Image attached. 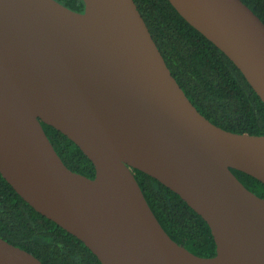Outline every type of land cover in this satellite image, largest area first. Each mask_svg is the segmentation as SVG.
Instances as JSON below:
<instances>
[{
	"label": "water",
	"instance_id": "95a60500",
	"mask_svg": "<svg viewBox=\"0 0 264 264\" xmlns=\"http://www.w3.org/2000/svg\"><path fill=\"white\" fill-rule=\"evenodd\" d=\"M220 49L264 103V23L242 0H168ZM0 0V174L35 211L78 238L101 264H264V135L234 133L188 99L134 0ZM41 122L92 162L71 171ZM137 169L207 223L216 253L173 241ZM0 264H42L0 238Z\"/></svg>",
	"mask_w": 264,
	"mask_h": 264
},
{
	"label": "trees",
	"instance_id": "16d2710c",
	"mask_svg": "<svg viewBox=\"0 0 264 264\" xmlns=\"http://www.w3.org/2000/svg\"><path fill=\"white\" fill-rule=\"evenodd\" d=\"M82 12L83 0H56ZM167 67L196 109L213 124L234 132L264 135V103L240 70L187 23L168 0H134ZM264 23V0H242ZM63 163L93 178L92 162L68 137L41 122ZM251 192L264 198V184L231 169ZM134 176L162 228L176 243L201 257L216 253L211 231L179 195L137 169ZM0 238L42 264H101L82 241L35 211L0 174Z\"/></svg>",
	"mask_w": 264,
	"mask_h": 264
}]
</instances>
